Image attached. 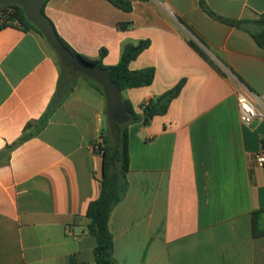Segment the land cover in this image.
<instances>
[{"label":"crops","instance_id":"obj_1","mask_svg":"<svg viewBox=\"0 0 264 264\" xmlns=\"http://www.w3.org/2000/svg\"><path fill=\"white\" fill-rule=\"evenodd\" d=\"M130 1L131 12L107 0L45 5L77 53L97 58L105 48L106 66L119 62L125 43L151 41L130 68L154 67L153 83L122 93L135 112L186 80L166 114L128 127L129 187L109 222L115 264H264V212L255 215L264 208V166L255 159L264 153V121L243 124L235 96L236 80L264 93V48L210 17L201 0ZM203 2L230 19L264 14V0ZM180 19L224 74L189 45ZM53 101L45 128L0 167V264H95L86 212L101 191L95 145L105 96L85 78L61 77L37 32L0 29V151Z\"/></svg>","mask_w":264,"mask_h":264},{"label":"trees","instance_id":"obj_2","mask_svg":"<svg viewBox=\"0 0 264 264\" xmlns=\"http://www.w3.org/2000/svg\"><path fill=\"white\" fill-rule=\"evenodd\" d=\"M47 1L44 2L41 7V12L43 14H45V5ZM107 1L126 12H131L133 9L132 2L130 0ZM201 6L213 19L246 31L251 35L259 47L264 48V14H262L257 20H236L225 18L215 13L204 5L203 0H201ZM179 21L184 25L187 31H189L190 34H192L198 40L195 41L193 38L188 37L189 45L193 47L201 55V57H203V59H205L218 72L224 74L222 68L207 54L205 49L202 47V45L204 46L205 43L201 40L197 33L183 20L180 19ZM129 26V22L118 24V28L121 30H125ZM6 27H14L25 31L33 30L43 37L41 31L28 20L23 8L19 5H0V29ZM58 37L61 43L73 54L79 55L88 63L96 64L102 68L108 69L110 71L112 80L117 84L122 93L128 89L147 87L153 83L155 77L154 67H147L140 70H132L130 68V64L136 60L142 52L150 47L151 41L149 39L140 40L135 43H125L122 47L119 62L113 66H106L103 64V58L107 54V50L105 48L100 50L99 56L97 58H91L77 53L59 34ZM43 39L45 40L44 37ZM52 51L55 54V59L59 67L61 77H63L66 68L64 67L63 62L58 58L56 52L54 50ZM67 71H69L71 76L73 75L70 69ZM83 76L93 88L104 95L103 89L98 83L86 77L85 75ZM185 83L186 80L182 79L172 88L142 103L140 105L141 114L135 112L128 99L123 98V102L127 106L130 119L126 124H115L117 133L116 143H114L110 131L107 135L104 133V128L101 131L97 144V152L101 154L103 158L101 191L99 197L96 200L90 202L86 212V217L90 220L88 231L92 236L95 237L96 240V246L93 253V261L95 264H115L114 239L110 230L109 222L113 210L125 198L129 187L128 173L130 156L128 127L130 124L137 122H143L145 125L149 124L155 116L166 114L173 100H175L180 95ZM71 88L72 86L69 88V90H67L66 95L60 98V104L63 103L65 98L68 96ZM53 104L54 101L53 103L51 102L47 111L39 119L29 121L25 125L18 140L12 144H8L3 150L0 151V167L6 165L9 162L12 151L18 145L38 135L45 128L50 119ZM261 147L264 151V138L261 140ZM263 212L264 208L255 212V215ZM72 264H74V262Z\"/></svg>","mask_w":264,"mask_h":264},{"label":"water","instance_id":"obj_3","mask_svg":"<svg viewBox=\"0 0 264 264\" xmlns=\"http://www.w3.org/2000/svg\"><path fill=\"white\" fill-rule=\"evenodd\" d=\"M47 0H0V5H19L23 8L28 20L41 31L46 42L54 50L66 69L73 74L81 73L98 83L104 92L106 111L103 119L104 133L110 131L114 143L117 142L115 124L129 122L128 109L123 102V94L112 80L110 71L96 64L86 62L79 55L73 54L65 47L55 30L53 23L41 12V7Z\"/></svg>","mask_w":264,"mask_h":264},{"label":"built area","instance_id":"obj_4","mask_svg":"<svg viewBox=\"0 0 264 264\" xmlns=\"http://www.w3.org/2000/svg\"><path fill=\"white\" fill-rule=\"evenodd\" d=\"M197 41L193 36H190ZM237 107L239 110L240 119L245 125H252L255 121H264V93L259 94L253 92L243 82L236 80L235 91ZM98 142L95 145V150L98 151ZM256 164L264 166V153L260 152L256 155ZM69 231H71L69 229Z\"/></svg>","mask_w":264,"mask_h":264},{"label":"rangeland","instance_id":"obj_5","mask_svg":"<svg viewBox=\"0 0 264 264\" xmlns=\"http://www.w3.org/2000/svg\"><path fill=\"white\" fill-rule=\"evenodd\" d=\"M69 69H66L65 73H64V76L63 78L65 80H67L68 77L70 78H75V79H78V78H84V76L81 74V73H76V74H73L72 76L70 75L69 71H67Z\"/></svg>","mask_w":264,"mask_h":264}]
</instances>
